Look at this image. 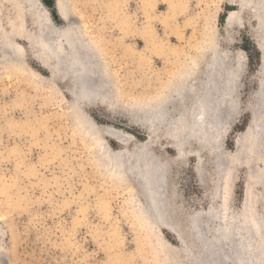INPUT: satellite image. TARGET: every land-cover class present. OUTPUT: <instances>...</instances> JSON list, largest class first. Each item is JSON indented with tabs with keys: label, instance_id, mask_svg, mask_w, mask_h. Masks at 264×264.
<instances>
[{
	"label": "rangeland",
	"instance_id": "374dc122",
	"mask_svg": "<svg viewBox=\"0 0 264 264\" xmlns=\"http://www.w3.org/2000/svg\"><path fill=\"white\" fill-rule=\"evenodd\" d=\"M18 2L0 0V260L204 264L190 224L200 214L209 237L214 208L233 228L256 213L251 231L264 237V0H37L52 28L85 35L111 70L113 105L85 107L84 120L70 106L68 86L51 81L39 61L51 25L37 28ZM215 57L234 71L229 96L238 107L220 137L218 170L196 141L179 154L170 135L143 117L189 74L199 84ZM171 105L176 116L182 106ZM142 145L168 170L172 229L151 215L129 162L118 168V152Z\"/></svg>",
	"mask_w": 264,
	"mask_h": 264
},
{
	"label": "bare ground",
	"instance_id": "6f19581e",
	"mask_svg": "<svg viewBox=\"0 0 264 264\" xmlns=\"http://www.w3.org/2000/svg\"><path fill=\"white\" fill-rule=\"evenodd\" d=\"M6 1L14 3L17 0ZM23 4L33 15V23L37 28L46 30L47 27L44 28V25H51L52 28L50 19L46 17L37 0H19L17 3L19 7ZM54 6L59 17L66 21L68 13L66 14L65 3L57 1ZM230 21L231 17H229ZM55 28H52L48 35L45 34L46 36L39 43L42 52L39 61L50 73V80H60L68 86L67 95L71 100L70 106L73 112L82 120L85 119L82 113L85 107L99 104L110 109L113 105L114 81H112L111 70L106 59H103V55L85 35L73 32L68 27L63 31ZM37 46L36 43L35 47ZM10 49H13V47ZM12 52L14 53V50ZM36 54L37 52L34 53V55ZM209 67L204 72L202 81L199 84L193 82L195 78H191L189 74L179 85L171 88L169 95L165 96L160 103H157L158 105L147 107L144 110L143 117L145 123H158L164 133L170 135L169 138L174 141L179 154L184 152L188 142L191 141L190 139L196 141L199 144L198 151L207 150L214 156V161L218 159L215 161L218 170L224 158L220 137L225 131L228 118L238 108L236 105L237 99L235 100L229 96V91H233L235 88L234 83L236 80L234 71L229 70L223 62H217V57L212 58ZM226 73L228 75L224 78L223 76ZM185 94L188 97L187 95L185 97ZM175 100H178L182 107L176 113V116H173L171 104ZM227 100L231 101L230 106H228ZM261 128L262 124L256 126L254 137L260 133ZM103 131L115 139H121L119 134H115L110 129ZM197 150L196 152H198ZM116 156L120 171L122 165L129 162L126 165L127 169H130L132 177L138 179L141 184L142 191L150 205L151 215L156 222L172 229L169 223L171 220L168 222L166 219L171 218L173 208L164 200L169 190L171 191L172 186L169 185L168 170L162 162L163 160L160 161L158 157L153 155L147 145L135 149L132 154L122 151L118 152ZM219 209L221 208H214L210 212L212 219L216 220L215 222H218V224L215 229H209V237L203 230V228H207V224L204 221L201 222L199 217L201 215L194 214L191 219L190 228L201 245L200 253L202 257L199 261L204 264H264V250L258 249L264 247V237L263 235L259 238L258 236L255 237L256 234L254 235L251 231L257 226L256 213L252 212L249 215L246 212L247 216L236 221L234 223L236 227L233 228L230 227V222L227 224L224 222L225 212ZM258 219L264 222L262 218L259 217ZM223 235L225 238L222 240ZM1 261L3 260H0V264H5L4 261L2 263Z\"/></svg>",
	"mask_w": 264,
	"mask_h": 264
},
{
	"label": "trees",
	"instance_id": "16d2710c",
	"mask_svg": "<svg viewBox=\"0 0 264 264\" xmlns=\"http://www.w3.org/2000/svg\"><path fill=\"white\" fill-rule=\"evenodd\" d=\"M53 5V3H51V6Z\"/></svg>",
	"mask_w": 264,
	"mask_h": 264
}]
</instances>
